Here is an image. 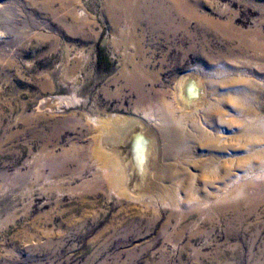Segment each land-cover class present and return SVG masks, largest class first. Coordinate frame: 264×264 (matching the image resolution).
<instances>
[{
    "label": "rangeland",
    "instance_id": "rangeland-1",
    "mask_svg": "<svg viewBox=\"0 0 264 264\" xmlns=\"http://www.w3.org/2000/svg\"><path fill=\"white\" fill-rule=\"evenodd\" d=\"M106 1L0 0V264H264V190H257L263 178L217 203H238L244 212V199L260 194L257 208L239 222L234 212L221 217L213 211L214 184L226 168L222 162L209 177L184 178L173 203L137 199L123 176L114 179L108 164L113 146L94 120H139L148 110L123 85L121 50L113 48L117 36L138 35L140 29L123 22L113 31L103 15ZM189 1L221 24L219 34L206 30L209 59L188 50L190 39L167 42L146 33L156 76L146 85L174 108L178 76L191 67L205 69L217 107L205 127L228 136L231 149L208 150L197 142L193 153L198 160L208 154L240 156L238 166L228 164L231 173L259 165L264 0ZM190 20L188 29L195 32L198 24ZM181 50L186 56L175 62ZM233 97L240 108L229 100ZM247 121L258 131V154L251 160L244 157ZM209 196L212 203H204Z\"/></svg>",
    "mask_w": 264,
    "mask_h": 264
},
{
    "label": "bare ground",
    "instance_id": "bare-ground-1",
    "mask_svg": "<svg viewBox=\"0 0 264 264\" xmlns=\"http://www.w3.org/2000/svg\"><path fill=\"white\" fill-rule=\"evenodd\" d=\"M195 6V2L192 3L189 0H134L133 2L131 0H107L105 2L103 15L107 18L113 31H116L123 22L133 30L140 29L138 35L127 32V34L117 36L113 48L121 50L119 77L122 79L123 85L135 92L138 102L142 103L145 109L152 113L155 112L152 114L145 111L142 115L143 119L139 120L129 121L111 117L113 120L97 118L94 121L100 128V134L113 146L114 155L111 154L110 162H108L115 177L113 178L119 181V178L123 176L125 182L123 185L129 192L135 194L137 199L151 196L173 203L175 195L182 187L181 181L184 178L187 181H191V179L193 181L195 175L198 174L207 177L209 174L211 175L209 172L216 171L219 163L222 162L226 168L223 169V176L219 182L214 184L213 204L216 203V205L213 207V211L221 217L226 211L234 212L233 220L239 222L243 220L242 217L245 214L252 213L257 208L260 203V194L244 199L247 205L244 212L240 210L241 205L238 203L226 205H217V203L231 199V196L233 198L241 195L244 186H250L249 184L257 179H264V152H260L263 158L259 165L254 166L248 162L246 169L233 173L228 170V164L238 166L239 159H242L240 156L238 158L232 154L231 157L224 156L222 159L223 156L219 154H208L207 158L203 160L200 156L199 160L197 159V155L193 153L195 151L193 147H196L197 142L208 150L212 148L215 151L223 152L224 149H231L225 144V141H229L228 136H220L222 134L220 131L205 127L217 108L209 96L213 93L207 91L211 77L205 69L197 66L191 67L178 76L175 80V96L178 105L174 108L169 106L170 104L164 99L162 92L150 90L152 85L151 87L146 85L147 83L153 84L156 77L152 70L154 60L151 55L146 54L149 50L144 45L146 33L155 32L153 35L161 36L167 42L174 41L177 37L190 39L191 45L188 50L196 51L195 55L199 59L207 60L208 53L204 50L208 44L206 30L213 29L219 34L221 24L217 20L207 17L206 14L199 13ZM192 18L196 20L199 27L195 32L188 29L189 21ZM180 47L181 44H178L177 48L180 49ZM197 47L200 50H197ZM185 56L186 52L181 50L180 56H174L173 60L177 62ZM160 65L162 66L163 62ZM229 100L237 106H235L236 108H240L236 98L233 97ZM251 121L246 122L243 136L249 148L244 157L250 160L251 157L258 154L257 145L254 144L258 138L254 134L258 131L255 127L256 123ZM262 147L264 148V146ZM98 155L101 158L103 156L100 153ZM189 167L197 170V173H191ZM209 183L211 181H206L207 185ZM190 190L192 193L195 191L193 184L190 186ZM227 190L229 191L227 192ZM257 190L260 193L264 187L257 185ZM211 200L209 196L202 201L209 203Z\"/></svg>",
    "mask_w": 264,
    "mask_h": 264
}]
</instances>
